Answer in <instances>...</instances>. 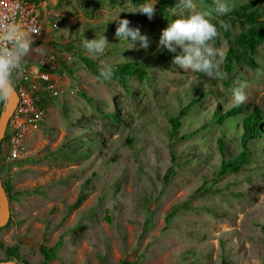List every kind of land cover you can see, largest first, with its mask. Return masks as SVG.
I'll use <instances>...</instances> for the list:
<instances>
[{"label": "rangeland", "instance_id": "obj_1", "mask_svg": "<svg viewBox=\"0 0 264 264\" xmlns=\"http://www.w3.org/2000/svg\"><path fill=\"white\" fill-rule=\"evenodd\" d=\"M29 1L43 27L27 65L48 61L43 68L59 93L40 90L45 117L27 132L19 158L8 161L3 146L12 213L0 229V262L11 248L19 264H44V246L54 249L45 264H264V137L247 143L239 172L221 175L222 164L244 150L242 118L212 121L235 106L232 89L241 84L243 104L264 111V44L255 68L225 71L228 50L248 26L214 16L223 78L210 79L172 66L173 54L157 49L175 17L129 13L134 0ZM247 1L228 0V13ZM194 3L193 12L212 7ZM119 19L139 27L147 49L119 42ZM102 32L105 52L85 54L83 38ZM83 56L99 70L129 62L141 70L104 80ZM201 95L174 133L170 119ZM4 107L0 101V115Z\"/></svg>", "mask_w": 264, "mask_h": 264}, {"label": "clouds", "instance_id": "obj_2", "mask_svg": "<svg viewBox=\"0 0 264 264\" xmlns=\"http://www.w3.org/2000/svg\"><path fill=\"white\" fill-rule=\"evenodd\" d=\"M195 6L194 0H176L173 6H165V13L175 19H171L166 28L161 30L157 49L167 50L173 54L172 66L184 72L202 74L210 79H222L219 60L224 53L212 45V41L218 36L217 27L212 23V20L214 16L226 15L230 11V5L228 0H213L212 7L193 12L192 9ZM155 11V0H142L129 13H140L151 20ZM117 19L118 15L114 20ZM129 24V20L119 19L115 37L119 42L120 40L125 41L129 45L127 48H132L136 42H139V48L147 49L149 46L148 37L141 34L139 27H130ZM103 32L96 35L95 39L83 38L80 46L84 49L85 54L97 56L105 52L110 44ZM33 43V31L26 28L23 23L4 22L0 24V101L6 100L14 91L17 93L16 81L24 74L28 57L34 50ZM111 75L112 69L104 67L100 69L98 78L109 80ZM245 86L241 84L232 89V104L239 106L246 101L247 97L243 91ZM5 141L4 137L0 155ZM3 264H18V262L15 257H12L4 261Z\"/></svg>", "mask_w": 264, "mask_h": 264}, {"label": "trees", "instance_id": "obj_3", "mask_svg": "<svg viewBox=\"0 0 264 264\" xmlns=\"http://www.w3.org/2000/svg\"><path fill=\"white\" fill-rule=\"evenodd\" d=\"M138 1L134 0V3L139 4ZM156 1V14L161 19L169 20V16L165 13V6H171L175 0H155ZM205 2L213 5V0H205ZM221 19H230L231 21L238 22L243 26L247 25L248 28L238 35L235 39L234 47H230L226 57L225 71L231 73L234 68L238 65L248 66L255 68L257 66L256 56L259 55V47L264 44V0H248L244 4L234 8L230 13L221 15ZM85 62L87 69H91L93 73L99 77L100 70L86 57H82ZM112 75L111 79L117 81H125L128 76L137 75L140 72L139 63H123L116 67L111 68ZM203 76L202 74H200ZM205 77V76H203ZM102 79V78H101ZM205 96L201 95L199 99L192 100L187 106L182 108L179 115L175 118H171L170 122L173 127V132L176 133L181 127V119L185 117L188 112L200 102ZM242 118V135L241 142L244 150L238 158L230 160L224 164L220 169L221 175L228 173H237L242 169L244 163L248 162L247 143L251 140H257L261 136L264 137V111L257 105L253 104H241L234 106L223 113H215L213 122L221 123L227 119ZM173 171L170 170L166 177L169 179ZM2 176V174H1ZM7 195L11 199V185L8 183L4 184ZM85 200V196H81L76 206ZM54 249L47 250L46 247L41 246L40 252L44 257V264L52 260V253ZM8 258L15 257L17 262L21 259L20 255L12 249H8ZM6 261V260H5ZM24 264H28L22 261ZM226 263V262H224ZM19 264V262H18Z\"/></svg>", "mask_w": 264, "mask_h": 264}, {"label": "built area", "instance_id": "obj_4", "mask_svg": "<svg viewBox=\"0 0 264 264\" xmlns=\"http://www.w3.org/2000/svg\"><path fill=\"white\" fill-rule=\"evenodd\" d=\"M33 6L29 0H0V24L21 22L33 31L34 37L39 35L43 21L38 18ZM45 65H48L46 60H41L36 66L27 65L24 74L16 81L18 103L5 133L4 146L9 154L8 161L20 157L25 150L23 139L27 132L36 129L44 120L45 110L41 106L44 96L40 90L51 96L59 93L50 74L44 70Z\"/></svg>", "mask_w": 264, "mask_h": 264}, {"label": "water", "instance_id": "obj_5", "mask_svg": "<svg viewBox=\"0 0 264 264\" xmlns=\"http://www.w3.org/2000/svg\"><path fill=\"white\" fill-rule=\"evenodd\" d=\"M18 98L17 93L14 91L6 100L5 107L0 115V149L2 141L5 137L6 128L8 125V121L13 114L16 106H17ZM11 205L10 200L8 198L4 183L0 176V229L6 227L11 218ZM3 264V262H0Z\"/></svg>", "mask_w": 264, "mask_h": 264}]
</instances>
